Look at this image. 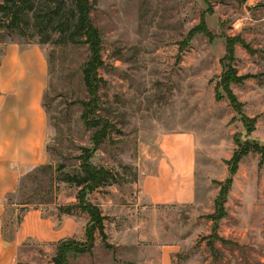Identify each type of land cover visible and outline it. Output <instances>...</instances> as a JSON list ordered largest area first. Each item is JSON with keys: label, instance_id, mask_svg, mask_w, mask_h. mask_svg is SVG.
<instances>
[{"label": "rangeland", "instance_id": "rangeland-1", "mask_svg": "<svg viewBox=\"0 0 264 264\" xmlns=\"http://www.w3.org/2000/svg\"><path fill=\"white\" fill-rule=\"evenodd\" d=\"M73 2L25 0L7 11L20 13L15 24L0 13V59L15 43L39 46L51 61L44 104L49 163L28 174L9 197L7 233L13 236L27 213L40 211L58 226L60 219L73 218L80 228L72 239L85 242L90 217L78 208L66 214L78 205L80 189L64 178L81 174L87 156L114 176L88 196L107 219L114 249H106L97 233L93 254L71 255L69 264H138L143 254L145 264H157L162 247L174 251L173 264H264L260 154L243 158L224 212L216 209L239 147L264 146V0H91V19L103 40L96 116L116 127L96 152V131L85 126L80 103L90 99L83 80L90 48L82 42L65 46L55 15L61 7L68 12ZM229 43L239 77H253L232 85L240 104L235 107L219 88ZM179 134L196 141V203L140 204V180L155 172L160 140ZM57 244L29 239L15 264H53Z\"/></svg>", "mask_w": 264, "mask_h": 264}, {"label": "crops", "instance_id": "crops-1", "mask_svg": "<svg viewBox=\"0 0 264 264\" xmlns=\"http://www.w3.org/2000/svg\"><path fill=\"white\" fill-rule=\"evenodd\" d=\"M49 80V62L39 46L12 43L5 48L0 59V264H15L19 249L29 239L57 244L79 232L73 218L60 219L58 226L44 219L40 211L27 213L13 236L6 231L9 197L28 174L49 163L50 126L44 108ZM160 143L162 155L155 172L141 178L138 202L154 208L196 203L195 137L164 136ZM173 253L170 248H160L157 264H173ZM144 259L143 254L138 264H145Z\"/></svg>", "mask_w": 264, "mask_h": 264}, {"label": "trees", "instance_id": "trees-1", "mask_svg": "<svg viewBox=\"0 0 264 264\" xmlns=\"http://www.w3.org/2000/svg\"><path fill=\"white\" fill-rule=\"evenodd\" d=\"M22 3H25V0H23ZM22 3L17 5V0H6V3L0 6V13L8 16L12 24H15L20 13H17L15 17H13L12 15H9L7 11H12L15 7L21 6ZM67 10V14L62 7L55 12V15L59 18L58 26L62 29V33L67 36L64 45L79 46L82 42L90 48V59L83 67V80L88 89L90 99L89 101L80 103L84 107L82 119L85 126L96 131L92 139L94 150L96 152L99 147L105 144L109 136L116 131V127L108 119L96 116L100 105L99 90L101 80L98 73L99 69L103 66L101 56L103 40L101 32L94 26L91 19V0H74L73 5L67 6ZM40 44L44 45L48 44V42H41ZM235 53L236 50L234 45L229 43L227 55L222 61L224 74L219 85V88L223 89L234 107L239 106L240 104L231 89L232 85H240L253 78L252 76L239 77L237 70L234 68L236 64ZM49 63H51L50 59ZM44 108L48 114L45 105ZM250 131H253V129ZM88 152L89 151H87V153ZM251 152L260 154L262 162L264 163V146L258 143L252 144L248 142L243 147H239V151H237L234 158L233 167L230 170V178L222 188L221 194L216 203L218 214L225 210L229 190L233 185L234 176L238 171L240 163L243 158L248 156ZM84 158H81L82 173L78 175H68L64 178V182L80 189L78 205L67 208L66 214L71 215V210L74 208H78L85 214H88L90 220L86 229V241L78 242L73 239H66L59 242L57 244V252L53 259V264H69V257L71 255H92L96 247L97 233L102 237L106 249H114V247L108 243V235L105 226L107 220L106 217L103 215L99 206L93 205L88 201V196L90 194L107 186L114 176L109 169L99 168L91 164V157L86 156Z\"/></svg>", "mask_w": 264, "mask_h": 264}]
</instances>
